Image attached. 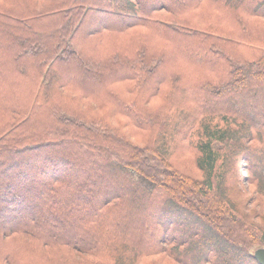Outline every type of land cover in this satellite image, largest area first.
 <instances>
[{"label": "trees", "instance_id": "obj_1", "mask_svg": "<svg viewBox=\"0 0 264 264\" xmlns=\"http://www.w3.org/2000/svg\"><path fill=\"white\" fill-rule=\"evenodd\" d=\"M263 104L264 0H0V264H260Z\"/></svg>", "mask_w": 264, "mask_h": 264}, {"label": "rangeland", "instance_id": "obj_2", "mask_svg": "<svg viewBox=\"0 0 264 264\" xmlns=\"http://www.w3.org/2000/svg\"><path fill=\"white\" fill-rule=\"evenodd\" d=\"M149 3V2H148ZM261 107V111L264 112V104ZM180 161L186 165V170H193V161L189 159V157L187 155H182L180 156ZM88 163V162H87ZM91 165V163H90ZM246 181L247 180V176H246V173L243 172L241 173V175L238 177V179L236 180V183L238 185V187L240 189H242V186H247L248 187V190H251L252 189V186L249 185ZM119 185V186H118ZM118 185L116 186H113V188H110L111 190H109L107 192V195L114 192V191H121V193H124L126 191V193H128L129 189L131 188V184H126L124 185L122 183V181H118ZM123 191V192H122ZM242 196H244L246 198V201H247V204L248 206H255L256 205V201L253 199L252 195H245L244 192H242ZM42 207V206H40ZM263 210H264V206L261 207ZM198 214H197V221L199 222H205V216H204V213L201 212L199 210V208L197 206H195V209H194ZM202 210V209H201ZM156 211V210H154ZM157 213V211H156ZM62 220V219H61ZM155 220L159 223H162V218H159L157 215H156V218ZM257 221L258 222H261L259 218H257ZM211 222L210 218H209V223ZM262 224H264V222H262ZM259 246H264L262 245L261 243H254L252 244L251 248H250V251H254L255 248L259 247Z\"/></svg>", "mask_w": 264, "mask_h": 264}, {"label": "water", "instance_id": "obj_3", "mask_svg": "<svg viewBox=\"0 0 264 264\" xmlns=\"http://www.w3.org/2000/svg\"><path fill=\"white\" fill-rule=\"evenodd\" d=\"M254 257L260 264H264V246H259L253 251Z\"/></svg>", "mask_w": 264, "mask_h": 264}]
</instances>
